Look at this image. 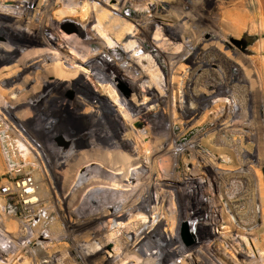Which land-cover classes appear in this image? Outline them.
<instances>
[{"label":"rangeland","instance_id":"rangeland-1","mask_svg":"<svg viewBox=\"0 0 264 264\" xmlns=\"http://www.w3.org/2000/svg\"><path fill=\"white\" fill-rule=\"evenodd\" d=\"M67 1L59 2L53 7L48 14V22L59 20L61 25L58 36L64 34L78 36L84 25L96 34L98 40L90 44L89 54L101 53L104 59L110 61L111 66H106L105 62L104 68H109L108 76L111 80L109 85L118 95V101L113 100L108 94L104 95L106 105L110 108V112L106 111L104 114L108 131L102 129L103 126L92 125L90 116L85 113L86 106L78 107L74 104L81 93L71 82L64 85L54 80L56 77L51 68L57 69L65 65L61 64V61L55 62L57 55L50 53L55 52L56 46L50 48L32 37L41 23L40 16L46 0H39L34 5L36 16H32L30 21L23 25L17 23L22 16L21 10L9 0H0V14L4 16L8 26L5 29L7 33L5 37L0 35V42L10 49L18 48L14 53L16 58L13 62L0 63V71L6 66L15 65L13 72H16L20 69L18 65L27 67L32 65L30 63H36L38 59H44L43 63L46 64L45 71L40 76L38 73L41 71L40 65L31 72L28 69L22 71L25 73L20 76H12L9 72L6 74L15 77L16 81L7 83L6 81L12 80L8 79L0 84L3 89L0 91V112L4 111L7 115V110L11 114L7 115L9 119L19 121L23 129L33 133L47 131L53 126L69 131L74 120L78 121V124H74L79 126L80 133L84 131L86 146L83 149H87L86 154L80 153L79 157L64 167L65 175L63 173L60 178L49 170L54 167V159L44 161L48 175H44L42 181L44 184V190L40 195L42 204L37 209L35 217L22 216L23 219H31L32 233L28 223L18 216V213L23 211L16 204V200L3 196L0 188V203L6 208V215L2 217L20 222L26 230L25 236L19 238L17 248L16 245L10 248L12 251L15 249L11 253L15 259L14 264L29 262L43 264L41 261L44 262L47 255L56 259L58 264H77L73 253L71 254V242H68L66 236H58L63 235L66 228L64 222L60 221L58 224L55 220L57 217L54 211L59 198L65 199L63 213L67 219L84 220L86 235L83 239L86 241V248L83 264H90L88 255L98 248L100 255L110 259L109 264H127L125 262L131 259L129 253L118 256L120 235L118 221L112 224L109 219L105 220L100 233L101 240L98 234L95 239H91L94 232L99 233L95 230L94 224L92 226L88 224L90 215L96 214L97 204L91 202L83 205V198L89 197L91 189L98 183H89L79 194L72 195L74 208L68 207L67 201L70 197L71 183L79 170L85 165L90 168L96 167L91 162L93 164L100 162L106 169V188H103L102 192L105 203L106 201L113 203L127 197L131 202L140 195L151 177L142 179L140 184L129 192L111 189L118 187V168L121 165L127 168L121 169V172L128 171V176L139 173L138 166L145 157L144 148L139 149L143 144L127 136L136 131L143 135L144 142L150 144L148 152L151 156L150 167L154 170L152 178L155 183L165 174L177 176L195 167L199 169L202 158L207 159L208 156L214 157L217 174L226 173L218 169L241 172L240 176L243 178L240 177L239 180L248 184L242 198L250 211L249 225L252 228L256 224V227L252 229L253 231L250 230L247 256L239 258L246 264H264V0H108L109 2L104 0V3H97L100 9L93 7L94 0H82L87 4L86 17L82 18L81 12L69 17L58 16L56 12L64 9L63 4L66 5ZM115 8H122L123 11L117 12ZM91 16L93 23L86 24ZM123 35L120 44L110 45V41H115ZM45 36L49 35H38L39 38ZM56 41H60L59 37ZM103 46L106 47V52ZM43 52L44 55L41 56ZM128 58L134 61L132 63L136 68L132 75L142 74L145 76L144 80L132 81L129 78L130 73L123 65ZM193 58L199 62L195 69L190 63ZM83 69L86 71L85 66ZM87 78L90 79L89 74L86 75ZM147 80L153 85L152 96L159 98L160 101L151 105L156 107L146 123L136 120L131 122L130 120L136 118L137 107L147 106L141 97L142 84ZM85 83L81 85L83 84L87 96L93 97V93L100 95L98 91L101 89V82L91 84L86 80ZM201 98H209V101L201 106L202 112L197 113L198 117L191 115L189 119H185L181 112V100L184 101L183 105L197 109ZM11 102L16 106L12 112L8 108ZM131 104L136 107H132ZM225 121L228 122L227 125L235 122L234 128H228L235 131L224 135L216 134L215 127ZM23 123L30 125L27 128ZM107 133H112L117 141L118 135L129 138L130 147L122 149L118 144L107 143L105 141ZM43 144L47 147V142ZM157 146L163 147V151L156 156ZM137 162L139 163L134 165ZM42 166L38 164L37 167H32L40 171L44 168ZM8 177L5 161L0 154V187ZM231 179L233 180L232 177ZM111 180H116L117 184ZM53 183L58 185V195L50 187ZM121 183L128 184L127 181ZM136 183L132 181V185ZM180 198L182 203L186 196L180 195ZM257 209L258 213L261 211L259 215L256 214ZM126 219L122 220L124 224L133 220L127 219L126 222ZM123 223L121 226H124ZM171 229L174 230L173 226ZM35 234L36 240L27 239V236L35 237ZM40 237L44 238L41 244L42 253H39L40 248L36 252ZM153 242V250L156 249L154 258L161 259L163 256L160 252L159 255L157 253L159 248L155 244L156 239ZM237 244L234 239L228 237L220 242V252L227 253L231 247L235 245L237 247ZM176 246L177 244H174L172 247ZM18 248L22 252H19L21 255L17 257L15 254ZM9 257L4 255L2 259L6 260ZM141 258L137 255L133 260L139 264ZM177 259L178 255L174 261ZM197 264H209V260Z\"/></svg>","mask_w":264,"mask_h":264},{"label":"built area","instance_id":"built-area-1","mask_svg":"<svg viewBox=\"0 0 264 264\" xmlns=\"http://www.w3.org/2000/svg\"><path fill=\"white\" fill-rule=\"evenodd\" d=\"M7 115L0 113V154L9 173L8 179L0 187L1 193L5 197L16 200V204L23 211L18 213L21 219H23L22 216L24 218L35 217L37 209L42 204L40 195L44 190L43 177L48 175L44 161L54 159V167L49 170L53 175L55 174L60 178L65 171H63L64 167L70 163L76 151H82L86 146L85 133L84 131L80 133L79 126L74 124L78 121L75 120L71 124V133L66 130L59 131L53 126L51 129H47L51 137L47 141H43L44 143L47 142V147H45L43 142L28 138L25 129L13 119H9ZM194 115L198 117V114ZM230 127L234 128L233 126ZM202 160L199 169L195 167L191 171H186V173L177 176L165 174L155 183L157 187H154V191L152 186L148 187L147 185L140 195L133 200V204L129 206L131 208H128L124 214L118 212V234H120L118 238L122 247L118 256L127 253L131 255V259L125 263L136 264L133 257L140 255L142 258L139 264H152L154 260L153 240L156 239L159 242L161 237L175 236L179 226L178 235L182 243L181 245L177 243V246L174 247L175 254L179 257L175 261L176 264H197L203 260L207 262V259L209 264H246L239 257L245 258L248 252L250 211L242 198V193L247 190L248 184L243 180L234 179L233 181L227 175V173L233 174L239 173V171L218 169L226 173L217 174L214 157L208 156L207 159L202 158ZM38 164L44 166L40 171L32 167H37ZM97 166L90 168L85 165L76 174L67 201L68 207H72L74 201L72 195L79 194L87 184L97 182L98 185L91 189L92 192L89 197L83 198V205L95 202L97 204L95 209L101 208L102 203L94 198H103L102 192L104 191L103 183L100 181L102 177L97 169L94 170ZM54 185L55 183L51 184L50 187L58 195V185ZM180 195L186 196L182 203ZM57 202L54 212L58 224L61 221L66 226V221L70 220V224L73 225L72 222L82 220L81 218L77 220L67 219L63 213L66 205L65 199L59 198ZM182 210L183 212H181ZM126 217L128 220L130 218L137 219L131 223L133 224L131 228L121 226L122 220ZM23 220L30 227L31 219ZM183 222L188 223L190 230L196 236V241L191 246H186L180 237V225ZM57 223L54 224L57 225ZM172 226L174 230L171 229ZM85 229L84 224L80 229L73 227L71 232L65 228L63 235L58 234L59 237L66 236L68 242H71V254L73 253L77 264H83V254L86 248V241L83 239L86 235ZM153 230H156L160 235L151 239L148 233ZM140 236L144 240L138 244ZM146 236L147 238H144ZM228 237L238 243L237 247L235 245L227 253L222 254L220 242L228 239ZM39 239L41 240L39 245H36V252L39 248L43 249L41 244L44 238L40 237ZM47 260L45 259V261Z\"/></svg>","mask_w":264,"mask_h":264},{"label":"bare ground","instance_id":"bare-ground-1","mask_svg":"<svg viewBox=\"0 0 264 264\" xmlns=\"http://www.w3.org/2000/svg\"><path fill=\"white\" fill-rule=\"evenodd\" d=\"M9 1L13 2L14 5H16L17 8L21 10L22 16L18 19V22H17L19 25H23L24 23H26V21L27 22L30 21V18H32V16L33 17H34V15L36 16V14H35L36 10L34 9V5H36V3H38L39 0H17V1L16 0H9ZM64 1L65 0H57V2H56L55 0H46V2H45L46 5H44V10L40 16L41 23L37 26L36 34H33L32 37H34L39 43L45 44L50 48H52L53 46H56L55 52L52 51L50 53L57 55V57L55 58V62L61 61V64H65L66 66L62 65L61 68H57V69L51 68V72H53L54 76L56 77L54 80L56 82H61L64 85H68V83L71 82L72 86L74 88H76L79 91V93H81V96H77L76 100L74 101V104L77 105L78 107L86 106L85 113H87L90 116L91 124L94 126L95 125L103 126L102 129H104L105 131H108L107 124H106V122H104V114L106 113V111L109 113L110 108L106 105L107 103H106V100L104 99V95L106 96L108 94L113 100L118 101V99H117L118 95L115 93V91L111 87V85H109V83L111 81L109 76H108V73H109L108 69L109 68H107V67L104 68L105 62H106V66L107 65L111 66L110 61L104 59L102 57L101 53L99 55L89 54V51H91L89 49L90 44L95 43L98 40V38L96 37V34L92 33L91 30L87 29V25H84L85 28L83 27L79 31L80 35H78V36H81V37H78L77 35L67 36V34L58 36V32H60L58 30L60 28L61 23L59 22V20H56V19H55V21L48 22V14L53 9V7L55 5H57V3H59V2L64 3ZM81 2H83V1L82 0H68L66 5L63 4V6L65 8L59 10L56 13L60 17L63 15H68L67 17H69L71 15L77 14L78 12H81L80 15L82 16V18H84L87 16V12H86L87 4H85L86 2L85 3L83 2V4H81ZM98 2L104 3V0H94V3H92L93 7L100 9L98 4H97ZM106 5H107V3H106ZM79 9H81V11H79ZM115 11L121 13V11H123V10H122V8H119V9L115 8ZM60 20H62V19H60ZM87 23L88 24L93 23L92 16H91V18L89 17L88 22H86V24ZM163 26H164V24H163ZM7 27L8 26L6 24L4 16L2 14H0V32L2 31V34H0L1 37H3L4 35L7 34L5 32V29ZM77 33H78V31H77ZM41 34H45V35H49V36L39 38L38 35H41ZM58 37H59L60 41L57 42L56 40ZM110 37L111 36H109V38ZM123 38H124V35H123V37H121L115 41L114 40L110 41L111 42L110 45L114 46V45L120 44V42L122 41ZM126 47L128 49L127 44H126ZM103 49H104V52H106V47L103 46ZM16 50H18V48L15 50L10 49L6 45H4V43L0 42V60L3 61L0 63H5V64L9 63L10 64L11 62H13L14 59L16 58L14 56V53L16 52ZM210 53H213V52H210ZM43 55H44V52H43V54H41V56H43ZM63 60H64V62H63ZM35 62L36 63L28 62L32 65H29L27 67H23V66L18 65L20 67V69H17L16 72H13V69H15V67H13V66H15V65H11L10 67L6 66V68H4L3 70L0 71L1 72L0 73V84L5 82V80H8V79H12V80L6 81L7 83H11L12 81H16L15 77H11V75H6L8 72L12 73V76H20V75L25 73L22 71H25L26 69H28L29 72H31V71L39 68V65L41 66V71L38 72L39 76H40L45 71L46 64L43 63L44 59L43 60L38 59ZM53 62H52V65H53ZM132 62H134V61H132L131 59L128 58L123 63V65H125L127 71L130 73L129 78H131L132 81L133 80L135 81L136 79H138V81L144 80L145 76L142 74H138V76L132 75L134 73L133 71H135V69H136L135 65H133ZM190 63H192L191 65L195 69L199 62H197V60H195V58H193L190 60ZM84 66L86 67V71L83 69ZM81 69H82V71H81ZM88 74L90 75V79L89 78L86 79V75H88ZM86 80L89 81L91 84L101 82V84H102V85H100L101 89H99L100 91H98L100 93V95H98V94L94 95V93H93V95H92L93 97L87 96L88 94L84 91V87L82 86L83 84L81 85V83H85ZM146 82H147V84H146ZM146 82L144 81L142 84L141 97L143 98L144 104H146L147 106L137 107V109H136L137 113L135 114L136 118L133 120H130L131 122H133V121L135 122V120H136V121H141L143 123L144 122L146 123L147 120H150L152 111H153L154 107H156V105L155 106H151V105L158 103L160 101L159 98H155L152 96L151 91H152L153 85L151 84V82L150 81L148 82V80ZM2 90L3 89L1 87L0 91H2ZM19 90H21V89H19ZM200 100H201L200 101L201 103H199L196 106V107H198L197 109L192 108L188 105H183L184 101L181 100V106H182L181 112L183 113L185 119H187L191 115H194L197 113L200 114V112H202V109H203V107H201V106H204L205 105L204 103L208 102L209 98H206V99L201 98ZM94 101H96V102L94 103ZM90 102H91V104H90ZM131 106L136 107V105H134V104H131ZM8 108L12 112V110H14L16 108V106H14L11 102L10 105L8 106ZM6 112L8 115L11 116V114H9L7 110H6ZM0 113L5 114L4 111L0 112ZM16 122L19 123V121H16ZM227 123L228 122L225 121V123H221L218 125V127H215L216 134L224 135V134H227L229 132H234L235 130H233V129L229 130L228 128L230 126L235 127V125H234L235 122H234V124H231V125H227ZM19 125L21 126L20 123H19ZM23 125H25L28 128V126L30 124L29 123H23ZM237 128H235L236 131H238ZM56 129H58L59 131H62L59 128H56ZM25 132H26V135L28 134L27 135L28 138H30L32 140L36 139V140H39L40 142L47 141V138L50 139V137H51L49 132H47V131H42V132L37 131L36 133H33L32 131H26L25 130ZM70 133H71V131H70ZM127 136L128 137L131 136V138H133V139L135 138L137 142H141L143 144V146H139V149H142L141 147L144 148L143 152H145V157L143 158L142 164L141 165L139 164V166H138L139 173L137 175H131V176L129 175L128 176V174H129L128 171H126V173H125V171L121 172V169H127L125 167H122V165H121L118 168V187L117 188H111L110 187V188L113 190H118V192L119 191L129 192L132 190V188L138 186V184H140V181L142 179H144L145 177L147 179H148V177H151V180H149V182H148V187L156 186L155 180L152 178V174H154L153 173L154 170H152L150 167L152 165L151 156L148 152V151H150L149 150L150 144L144 142L143 135H141L139 131H136L135 133L134 132L129 133V134H127ZM113 137H114V135H112V133H107L105 136V141L107 143L113 142L114 144H118V147H120L122 149L125 147H130V142H131V140L129 139L130 137L127 138V137H124V135L123 136L118 135V141L115 140V138H113ZM91 144H93V142H91ZM157 147L158 148H157V151L155 154L156 156L161 154L163 151V149H162L163 147H161V146H157ZM86 152H87V149H85L84 151L83 150L82 151L77 150L75 155L71 158L70 161L72 162L74 159L79 157L80 153L86 154ZM138 154H139V152H138ZM138 163L139 162L134 163V165H136ZM91 164L92 165H98L97 168H95L94 170L97 169L98 173H100V176L102 177V180H100V181H101V183H103V187L106 188V185H105V183H106V181H105L106 169H104V165L100 162H99V164H102L101 166L98 163L93 164L91 162ZM101 168H103V170H101ZM65 172H66V170L64 171V175H65ZM124 174H125V176L122 177V175H124ZM227 175L232 177L233 181H234V179L239 180V177H242V176H240L241 175L240 172L239 173H233V174L227 173ZM54 176H55V174H54ZM56 177H58V176H56ZM43 180H44V178H43ZM41 181H42V178H41ZM112 181H116V180H111V182ZM122 181H127L128 184L127 185L123 184V183H121ZM132 181L133 182L136 181L137 182L136 185H132ZM92 183L93 182H91V184ZM116 184H117V181H116ZM110 185H111V183H110ZM94 198L97 201L101 202L102 206H101V208H99L96 211V214L90 215L89 220H88V224H90L91 226L94 224L96 227L95 230L99 232V233L94 232V234L92 235L93 237H91V239H95L99 235L100 240H101V234L100 233H102L105 220L109 219L108 221H110V223H112V224L114 222L118 221V212L124 214L128 208H131L129 206L131 204H133V201L130 203V200L127 199L128 198L127 197L126 199L123 198L122 200L121 199L115 200V201H113V203H110V202L108 203L107 201L105 203L104 196H103V198H99V199L96 197H94ZM256 214H258V209H257ZM5 215H6V208L3 206V204L0 203V264H14L15 259H13V256H11V253L14 252L15 249L12 251V250H10V248L11 247L14 248L15 247L14 245H16L15 248H17V245L19 242L18 240L20 237L25 236L26 230L23 228V225L20 222L18 223L15 220H8V218L4 219L2 216H5ZM135 221H137V219L136 220H134V219L130 220L127 223H125V224L123 223V224H124V226L127 225V227L130 228L131 226H133V224H131V223H133ZM72 223H73V225L70 224V220L66 221V228L68 231H71V232H72L73 227L80 229L84 225V220L72 222ZM254 223H256V222H254ZM255 227H256V224L254 226H252V228H250V230H252ZM178 229H179V226L176 229L175 236H169V237L164 236V237H161L159 239V242L158 241L156 242L157 248L160 249V250L159 249L157 250V253L159 255V252H160L163 257L161 259H160V257H158L157 259L154 258L152 264H159L160 262H161L160 264H176L174 261V258L176 256L175 249L172 246L174 244H177V243L179 245H181V243H182L181 240L179 239ZM29 230H30V233H32L31 227H29ZM96 234H98V235H96ZM159 235H160V233H158L156 230H153V231L148 233V236L151 239L154 237L156 238ZM141 236L139 238L140 242L138 244L142 243L144 240V239H141ZM30 238L35 239L36 234H35V237L33 235L30 237L27 236V239H30ZM144 238H147V236ZM119 241H120V239L118 238V252L120 254L122 247L120 246ZM18 249H19V250H17L18 252H16V254H15V256L17 255V257L21 255V253H19V252H22V251H20V248H18ZM102 250H103V248H102ZM155 251H156V249L154 250V252ZM39 253H42V248H40ZM154 254H156V252ZM4 255L10 256L9 259H6V260L4 258L2 259V257ZM45 259H48V260L44 261V262L41 261V263H43V264L44 263L45 264H56L57 263L58 264L57 260L53 259V257L50 255H47V257ZM88 259L90 260V264H109V262H110L109 258H105L102 255H100V249L99 248L95 251H92L88 255ZM28 264H33V263L29 262Z\"/></svg>","mask_w":264,"mask_h":264},{"label":"water","instance_id":"water-1","mask_svg":"<svg viewBox=\"0 0 264 264\" xmlns=\"http://www.w3.org/2000/svg\"><path fill=\"white\" fill-rule=\"evenodd\" d=\"M236 42V41H235ZM264 172V170H263ZM180 237L186 246H191L196 241L195 234L190 230L187 222H183L180 225Z\"/></svg>","mask_w":264,"mask_h":264}]
</instances>
